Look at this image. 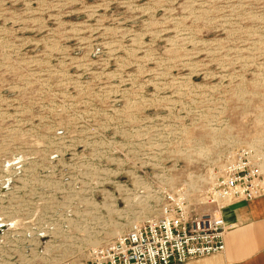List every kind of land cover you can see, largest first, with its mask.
Returning a JSON list of instances; mask_svg holds the SVG:
<instances>
[{
    "label": "rangeland",
    "instance_id": "rangeland-1",
    "mask_svg": "<svg viewBox=\"0 0 264 264\" xmlns=\"http://www.w3.org/2000/svg\"><path fill=\"white\" fill-rule=\"evenodd\" d=\"M154 140L137 168L174 189L264 153V0H0V223L69 217L89 165Z\"/></svg>",
    "mask_w": 264,
    "mask_h": 264
},
{
    "label": "built area",
    "instance_id": "built-area-1",
    "mask_svg": "<svg viewBox=\"0 0 264 264\" xmlns=\"http://www.w3.org/2000/svg\"><path fill=\"white\" fill-rule=\"evenodd\" d=\"M123 148H132L128 151L132 162L103 155L98 159L100 167L89 165L84 185L72 184L70 202L78 212L65 219L4 217L0 242L4 240L7 247V264H13L18 249L21 260L16 264H183L219 255L225 250L226 234L233 228L225 223L221 205L232 199L264 197V153L253 148L239 149L220 169L212 167L196 183L178 189L166 178L159 181L153 176L148 180L137 168V150L145 153L142 160L153 169L157 167L153 158L156 160L160 152L149 145ZM103 160L116 169L101 167ZM163 173L161 177L167 175ZM97 192L100 197H96ZM120 224L125 228L114 235ZM75 248H81L79 253H85V258L59 261L61 250L72 252Z\"/></svg>",
    "mask_w": 264,
    "mask_h": 264
},
{
    "label": "crops",
    "instance_id": "crops-1",
    "mask_svg": "<svg viewBox=\"0 0 264 264\" xmlns=\"http://www.w3.org/2000/svg\"><path fill=\"white\" fill-rule=\"evenodd\" d=\"M221 206L225 223L233 227L224 238V252L183 264H264V197Z\"/></svg>",
    "mask_w": 264,
    "mask_h": 264
},
{
    "label": "bare ground",
    "instance_id": "bare-ground-1",
    "mask_svg": "<svg viewBox=\"0 0 264 264\" xmlns=\"http://www.w3.org/2000/svg\"><path fill=\"white\" fill-rule=\"evenodd\" d=\"M114 52H115V51H114ZM196 96H197V95H196ZM138 133H140V132L138 131ZM161 136H163V135H161ZM150 148H152V150L154 149L155 151L158 152V151H160V149H161V145L158 144L157 142H155V143H153V144H151V145L149 146V149H150ZM155 155H156V154H155ZM156 156H157V155H156ZM157 159H159V158H157ZM153 160L156 161L155 158H153ZM116 227H117V229H119V230L116 231V233H114V235L120 233L121 230L125 228V225H124V224H120V225H117Z\"/></svg>",
    "mask_w": 264,
    "mask_h": 264
}]
</instances>
